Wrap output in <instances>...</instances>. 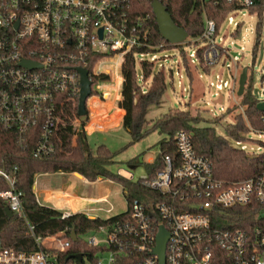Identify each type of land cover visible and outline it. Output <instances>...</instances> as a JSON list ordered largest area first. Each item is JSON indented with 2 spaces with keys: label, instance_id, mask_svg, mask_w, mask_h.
I'll list each match as a JSON object with an SVG mask.
<instances>
[{
  "label": "built area",
  "instance_id": "1",
  "mask_svg": "<svg viewBox=\"0 0 264 264\" xmlns=\"http://www.w3.org/2000/svg\"><path fill=\"white\" fill-rule=\"evenodd\" d=\"M238 1L244 6L252 4V0ZM231 14L228 24H234ZM147 18L132 19L127 0H0L1 127L16 131L19 142L33 128L40 127L34 157L49 156L55 151L53 137L60 127L69 125L74 132L86 130L87 122L82 124L79 116L69 122L61 117L64 102L79 98L77 68L88 71L91 90L98 94L110 80L114 81L115 75L122 83L125 56L133 49L150 46ZM213 34L214 22L205 18L202 37L213 43ZM189 55L194 58V52ZM143 56L139 54L140 59ZM220 58L214 47L205 53L209 66ZM24 61L36 66L28 67ZM236 62L238 57L231 59L227 67H234ZM103 74L109 76L108 81L92 82ZM238 79L232 72L229 84L217 74L216 82L210 81L208 87L216 89V96L228 88L232 99ZM261 122L264 124V114ZM175 144L177 160L173 162L166 156L164 168L151 177L144 174L138 179L153 195L146 201L133 199L126 216L99 226L87 237L89 244L106 247L100 253H108L106 262L99 255L96 264H115L120 256L127 257L129 264H160L153 249L161 226L169 235L164 264H264V169L240 180L219 179L209 159L194 150L187 132H177ZM0 174L10 185L0 191V197L11 212L24 216L15 179L2 169ZM254 203L263 209L246 228L234 227L227 218L220 219L227 209ZM71 214L62 211L61 218ZM28 228L33 234V227L28 224ZM35 241L38 250L31 253L0 247V264H56L57 256L49 250L66 252L70 246V237L62 232L43 240L35 237Z\"/></svg>",
  "mask_w": 264,
  "mask_h": 264
},
{
  "label": "trees",
  "instance_id": "2",
  "mask_svg": "<svg viewBox=\"0 0 264 264\" xmlns=\"http://www.w3.org/2000/svg\"><path fill=\"white\" fill-rule=\"evenodd\" d=\"M165 7L175 24L183 28L188 34L186 43L172 45L165 41L160 34L154 13L152 11V0H127L128 11L132 19L146 18L148 27V44L140 50L133 49L125 56V61L121 68L123 77L120 100L118 107L124 111L121 126L129 132V145L139 141L151 131L157 130L164 137L157 143L158 152L150 162H139L138 158H132L127 162L130 167L141 164L148 177L164 168L165 157L168 156L174 162L177 160V150L175 135L179 131H185L191 136L194 150L205 156L211 162L212 171L215 177L228 181L244 179L257 174L264 169V151L259 153H249L241 148H235L224 136L217 133L215 128L202 122H210L200 115H193L188 109L171 108L154 121L151 126L145 129V115L151 105L160 103L166 89L167 76L163 69L154 72L153 61L155 53L164 48H180V58L182 67L190 82L192 74L189 70L186 53L183 47L198 46L194 52V62L204 73L208 74L213 66L205 62V53L212 47L219 51V56L223 54V48L216 43L220 30L227 22L228 16L235 11L247 9V11L257 17L255 25V40L251 48L252 61H255L261 36L264 34V0H252V4L244 6L238 0H158ZM205 18L214 22L213 39L210 43L202 37L205 30ZM241 23L235 25V30L231 33L236 37L240 31ZM190 52V53H191ZM139 54H151L152 59H140ZM154 56V57H153ZM95 57L93 58L94 61ZM92 65V64H91ZM172 74L170 73V76ZM150 80L148 84L144 82ZM108 81L109 76L103 74L92 79ZM264 81V75L261 76ZM121 78L114 76L113 85L108 88L119 93ZM252 74L247 68V80L243 94L240 96V104L243 112L236 116L234 124L224 127L228 136L237 142L245 141L247 138L242 135L248 132L247 123L255 130L264 131V124L261 116L264 111L256 108L259 99L253 92ZM98 95L92 91L91 96ZM107 97V96H106ZM239 97V95H238ZM98 100L92 101V113L89 116L79 117L82 124H108L103 121L104 116L114 108L113 102L98 105ZM78 98L68 99L64 102L61 117L69 122L77 114ZM229 107L225 110L229 111ZM100 111H105L99 114ZM214 122L218 119L214 118ZM119 120V118H118ZM149 126V123H148ZM41 128H33L28 132L25 140L18 141V134L14 130H5L0 125V169L15 179V188L21 192V204L24 216L15 212L8 215L5 211L7 203L0 197V247L13 248L17 251L31 253L38 250L35 237L42 240L48 236L62 232L65 237H69L74 229L77 239H70V246L66 252H55L49 250L51 254H56V264H96L97 257L106 250L102 245H91L84 240L86 236L94 233L101 225H108L126 216L130 210V203L133 199L148 200L153 192L143 187L140 180H133L124 177L119 173H113L108 168L115 163V154L106 145L100 144L92 148L88 141V133L85 130L74 132L71 126L60 127L53 137L56 147L49 156L34 157L33 150L39 142ZM73 135H76L75 144L72 143ZM77 172L86 179L93 181L99 177L110 179L121 186L123 197L126 200L127 208L125 212L108 218H91L84 213H73L65 218H61V211L50 206L40 204L33 192V185L36 175L46 172ZM10 188L8 181L0 174V191ZM253 205V206H252ZM249 206L235 207L226 210L225 215H220V219L227 218V222L234 227L246 228L249 222H254L263 206L254 203ZM27 221V222H26ZM33 227V234L29 231L28 224ZM74 254H81L82 259L69 257ZM115 264H129L127 257H118Z\"/></svg>",
  "mask_w": 264,
  "mask_h": 264
},
{
  "label": "rangeland",
  "instance_id": "3",
  "mask_svg": "<svg viewBox=\"0 0 264 264\" xmlns=\"http://www.w3.org/2000/svg\"><path fill=\"white\" fill-rule=\"evenodd\" d=\"M234 19V24H228L227 22L223 25L220 30L219 36L216 39V43L221 45L226 53H223L220 60L211 68L210 73L206 74L201 69L196 66L194 59L190 57V52L192 50H197L198 46L183 47L188 54L186 62L188 64L189 70L192 74V81L190 82L188 76L186 75L184 68L182 67L180 58V48L171 47L164 48L155 53V61H153L154 72L158 69H163L167 76V89L157 105H151L148 107L145 120V129H148L151 125V121L166 113L171 108L177 109H188L193 115L197 114L203 116L210 122H202V124L212 125L218 134L224 136L230 141V144L235 148H242L248 152H261L264 151V133L255 132L254 128L248 123V132H243L247 139L245 141L237 142L231 139L227 132L225 131L226 126L235 123L236 116L243 112V107L240 104V96L237 95L238 81L235 86L236 95L229 99L228 88H224L220 91L219 96L215 95L216 89L214 87H208L210 81L216 82V75H221L222 81H226L231 84L232 72L236 74L239 78L240 73L243 68H248L249 72L252 74L254 86L253 92L258 99H264V81H261V76L264 75V67L259 71V65L264 63V34L261 36V44L259 45L258 52L255 57V61H252L251 48L255 40V25L257 22V17L250 14L247 9L238 10L232 12L231 14ZM241 23V28L236 37H233L231 33L235 30L236 23ZM221 38L222 40H220ZM187 39L184 41L186 43ZM151 54L144 55L143 59H150ZM238 57V62L235 63L233 67H227L231 64V59ZM264 66V64H263ZM170 73L172 74L170 76ZM123 81V80H122ZM149 79L144 82V85L149 83ZM114 81L110 80L109 85H105L96 96L89 97L86 101V108L92 113V101L95 97H99L97 103L102 105L103 103L113 102L114 108L104 116L103 121L108 124H89L87 130L92 131L88 133V141L92 148L97 145L104 144L110 151L115 154V163L110 165L108 168L113 173H119L120 175L131 178L133 180L139 179L145 174V170L141 164L135 167H130L127 162L132 158L137 157L139 162H150L155 158L158 146L157 143L164 137L159 131L154 130L148 133L139 141L129 145L130 135L129 132L124 129L121 125L113 129L107 130L109 127L112 128L116 126L119 118V112L117 111L119 93L116 94V90L108 88ZM107 96V97H106ZM229 107L228 113L225 112L227 107ZM223 108L224 110H221ZM105 111H100L99 114ZM214 118L218 119V122H214ZM149 123V126H148ZM103 127L106 130H96L95 128ZM86 131V130H85ZM76 137L72 138V143L75 144ZM108 203H103L98 207L102 210L96 208L97 216L100 218H108L117 214L125 212L127 208V203L123 197L121 186L116 182L112 181V186L108 192ZM88 236L84 238L87 239ZM50 245V241H45ZM101 258L106 262L108 253L100 255Z\"/></svg>",
  "mask_w": 264,
  "mask_h": 264
},
{
  "label": "crops",
  "instance_id": "4",
  "mask_svg": "<svg viewBox=\"0 0 264 264\" xmlns=\"http://www.w3.org/2000/svg\"><path fill=\"white\" fill-rule=\"evenodd\" d=\"M117 109L120 115L119 120L116 126L109 127L107 130L121 125L124 111L120 108ZM90 119L91 117H89V121ZM100 128L95 129L101 131L106 130V128ZM92 131L94 129L88 131L86 128L87 133H91ZM111 186L112 181L102 177L90 181L82 175H77L76 172H46L36 175L33 192L40 204L50 206L61 212L85 213L88 217L95 218L99 217L95 213L97 212L96 208L103 204L100 201L106 199V203L109 202L108 192ZM99 208L101 207H98V210Z\"/></svg>",
  "mask_w": 264,
  "mask_h": 264
},
{
  "label": "water",
  "instance_id": "5",
  "mask_svg": "<svg viewBox=\"0 0 264 264\" xmlns=\"http://www.w3.org/2000/svg\"><path fill=\"white\" fill-rule=\"evenodd\" d=\"M151 7L161 37L172 45L183 43L187 39L188 34L183 28L175 24L170 14L167 12L166 7L158 0H152ZM23 64L27 65L28 67L36 66L35 63L28 61H24ZM77 70L79 71L80 74V86H81L80 94L78 98L77 114L79 117H82L88 115V110L86 108V101L91 96L92 90H91V81L88 77V71L81 67H78ZM246 80H247V68L245 67L242 69L238 79L237 95L241 96L243 94ZM256 108L258 110L264 111V101H259L256 105ZM76 174L81 176V174L77 172ZM5 211L8 215L12 214L8 207L5 208ZM69 237L72 241H76L77 236L74 229L71 231ZM168 237L169 235L167 231L164 229V227L161 226L157 234L156 246L153 249V253L158 256L160 264H164L165 261L164 251ZM69 257L77 258L79 260L82 259L81 254H74Z\"/></svg>",
  "mask_w": 264,
  "mask_h": 264
},
{
  "label": "bare ground",
  "instance_id": "6",
  "mask_svg": "<svg viewBox=\"0 0 264 264\" xmlns=\"http://www.w3.org/2000/svg\"><path fill=\"white\" fill-rule=\"evenodd\" d=\"M91 115H93V114H91Z\"/></svg>",
  "mask_w": 264,
  "mask_h": 264
}]
</instances>
